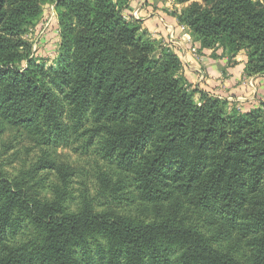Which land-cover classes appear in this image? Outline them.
Returning <instances> with one entry per match:
<instances>
[{
  "label": "trees",
  "instance_id": "trees-1",
  "mask_svg": "<svg viewBox=\"0 0 264 264\" xmlns=\"http://www.w3.org/2000/svg\"><path fill=\"white\" fill-rule=\"evenodd\" d=\"M129 1L0 0V128L40 148L16 175L0 164V264H264V101L242 110L192 87ZM47 3L51 61L27 36ZM176 17L264 76V0L193 1ZM76 142L102 162L95 194L74 195L57 157Z\"/></svg>",
  "mask_w": 264,
  "mask_h": 264
},
{
  "label": "rangeland",
  "instance_id": "rangeland-1",
  "mask_svg": "<svg viewBox=\"0 0 264 264\" xmlns=\"http://www.w3.org/2000/svg\"><path fill=\"white\" fill-rule=\"evenodd\" d=\"M150 1L151 5H153L154 7L161 1L164 2V4H166V1H169L168 6L164 8V11L167 12V14L172 15L176 19V13L184 9V7L191 4L193 1L202 2V0H190L184 4L175 5L173 0ZM130 4L131 0L129 1V7L124 11L125 14H128V10L131 6ZM144 28L147 29L148 33L154 40L169 45L164 36L157 38L158 34L157 36H155L149 31L148 27L144 26ZM183 32L189 34L186 39L187 42L191 45L190 49L193 53L201 54L200 51L204 49L215 50V52H213V56H224V58H227L228 66H235L238 63V55L245 54L244 52H241L236 55V63L231 65L229 64L231 55H227L223 48H202L200 41L194 39L185 26H182V33ZM27 36L33 42L35 55L37 58H41V60L45 59L47 61H51V59H54L56 57L58 52L59 36L56 13L53 4L47 3L44 5L43 14L39 22L29 31ZM217 50L220 51L216 52ZM231 61L234 60L231 59ZM223 76H227L226 71L223 72ZM250 77L252 76H248L245 74V78L241 79L238 85H241L242 82H244L246 84V87L248 88L249 83L250 85L255 84L256 86H258L255 80ZM191 85L192 87L197 86L194 83H191ZM259 90L261 91L260 94L264 97V84L261 86V88H259ZM235 93H239V91ZM236 103L239 102H234L235 105H237ZM249 105L251 104L241 102L240 105H237V107L242 110H246L250 107ZM57 152L59 161L70 166V168L73 170L71 178L73 180L72 184L74 188V195H79L78 191L82 188V186H87L91 190L92 194H95L97 191L96 187L100 184L99 179L97 178L96 170L98 166L102 164L97 155L92 152V150H90L89 152H85V150L79 146V142L73 143L69 146H60L59 148H57ZM39 155L40 148L34 141H32L31 138L26 135H21L20 132L11 129L10 127H8L6 131H1L0 128V164L3 168L9 171L10 174L16 175L20 169L28 168L33 162L37 160ZM50 177L58 182L56 172L52 173Z\"/></svg>",
  "mask_w": 264,
  "mask_h": 264
},
{
  "label": "crops",
  "instance_id": "crops-1",
  "mask_svg": "<svg viewBox=\"0 0 264 264\" xmlns=\"http://www.w3.org/2000/svg\"><path fill=\"white\" fill-rule=\"evenodd\" d=\"M168 2L166 1L164 4L161 1L154 7L150 0H131L128 13L141 19L143 25L148 27L152 34L155 36L158 34L157 38L164 36L168 44L177 50L184 64L185 75L191 83L216 93L231 103L239 102L236 103L237 105H240L241 102L251 104L246 110L263 102L264 97L260 94L259 88L264 84V76L254 75L250 77L255 80L258 86L249 83L248 88L244 82L238 85L241 79L245 78L244 70L247 56L245 54L238 55V63L231 67L228 66L227 58L224 56H213L215 50L204 49L200 51L201 54L193 53L190 49L191 45L186 39L189 34L182 33V26L177 19L164 11ZM224 71L227 73L226 77L223 76ZM237 91L239 93H235Z\"/></svg>",
  "mask_w": 264,
  "mask_h": 264
}]
</instances>
